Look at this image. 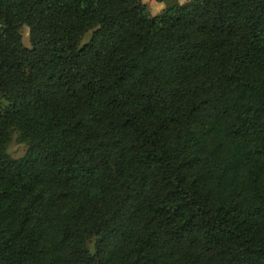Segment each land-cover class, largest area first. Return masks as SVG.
I'll return each mask as SVG.
<instances>
[{
  "label": "trees",
  "instance_id": "trees-1",
  "mask_svg": "<svg viewBox=\"0 0 264 264\" xmlns=\"http://www.w3.org/2000/svg\"><path fill=\"white\" fill-rule=\"evenodd\" d=\"M0 97V264H264V0H0Z\"/></svg>",
  "mask_w": 264,
  "mask_h": 264
},
{
  "label": "rangeland",
  "instance_id": "rangeland-1",
  "mask_svg": "<svg viewBox=\"0 0 264 264\" xmlns=\"http://www.w3.org/2000/svg\"><path fill=\"white\" fill-rule=\"evenodd\" d=\"M145 3L149 5L150 11L152 15L160 14L164 9L174 4H182L185 0H143ZM188 0H186L187 2ZM21 33L23 36V43L26 47H30V39H29V29L28 27L24 26L21 29ZM91 33H89L83 40V43L87 42L90 38ZM6 103L0 97V105L3 106ZM19 133L14 131L12 133V138L10 144L8 146V153L15 159L22 158L27 152V145L20 141ZM93 241L88 243V248L92 252L93 251Z\"/></svg>",
  "mask_w": 264,
  "mask_h": 264
},
{
  "label": "crops",
  "instance_id": "crops-1",
  "mask_svg": "<svg viewBox=\"0 0 264 264\" xmlns=\"http://www.w3.org/2000/svg\"><path fill=\"white\" fill-rule=\"evenodd\" d=\"M184 3H186V0H185V2ZM183 4V3H182Z\"/></svg>",
  "mask_w": 264,
  "mask_h": 264
}]
</instances>
